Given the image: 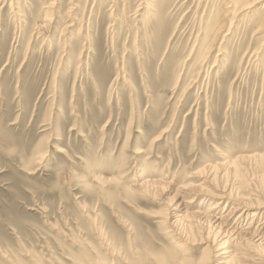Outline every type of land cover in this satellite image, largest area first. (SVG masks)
<instances>
[{
    "label": "rangeland",
    "instance_id": "rangeland-1",
    "mask_svg": "<svg viewBox=\"0 0 264 264\" xmlns=\"http://www.w3.org/2000/svg\"><path fill=\"white\" fill-rule=\"evenodd\" d=\"M246 1L232 20L230 0H0V264H219L210 195L264 205V1ZM249 215L234 229L264 226ZM247 248L264 264V244L233 263Z\"/></svg>",
    "mask_w": 264,
    "mask_h": 264
},
{
    "label": "bare ground",
    "instance_id": "bare-ground-1",
    "mask_svg": "<svg viewBox=\"0 0 264 264\" xmlns=\"http://www.w3.org/2000/svg\"><path fill=\"white\" fill-rule=\"evenodd\" d=\"M7 1L8 0H1V2L3 4H5ZM49 2H52V1H49ZM230 3L233 6V11H235V14L234 15L232 14V20L235 17H237L240 13L242 14L244 12V10H247L248 8H250V5H251L246 0H230ZM146 4H147V2H146ZM144 8H145V6H144ZM151 14H153L154 19L157 16H159V15H155V12L151 13ZM147 20H149V19H147ZM219 24L216 26V30L214 31L212 40L210 41V43L208 44V46L206 47L205 50H204L205 47L203 48L204 52L202 51L203 55H201V57L203 58L202 61L207 57V54L212 49L215 40L221 34V30L223 28V24H221V25H219ZM262 29H264V16L259 19L257 27H256V31H259V30H262ZM255 52H252V53H255ZM202 61H200V62H202ZM199 65L201 66V63ZM155 183L156 182H151V181H146L145 180L142 183H140L138 186H140L141 188H147L149 186H153ZM181 188L183 189V187H181ZM144 190H146V189H144ZM228 191L220 190V189L218 190L216 188V191L212 195L209 194L210 197L213 198V201L210 203V207H208V209L206 210V213H203V215H202L203 220H204V224L207 227L206 236H205V234H204V236H205L206 239H208V237L211 236L212 240H211V243H209V244H211L214 247L213 256L217 260H219L218 261L219 264H258L259 260H260L259 257H258V253H255L253 251V249L251 250V249H248V248H247L248 249V253L247 252L242 253V255H241L242 257H240L238 262L233 263V259L236 256L234 248H235L236 245H243V246H246V247L250 246V247L253 248L255 246V244H264V226L261 227V225H259L258 228H255V229H251V227L245 226L241 230H235L234 229V227H235L234 226V221L237 220V218H239V216L243 212H247V214L249 213L250 217L260 214L261 211L264 209V205L263 204L262 205H259V204L246 205L247 203L244 204V203H241V202L233 203V194L231 192H228ZM187 194H188V192H187ZM183 197H184V194H183ZM191 201H192V199L191 200L190 199L189 200H182L181 199V201H179V202L175 201L170 206L169 214L166 213L167 209H165L166 211H165L164 215L166 214V217L161 218L162 219L161 223L164 224V223L168 222L167 224H169V225L173 224V226L178 224V222L182 221L184 215L185 216L187 214L189 215V213L187 212V208H188L187 206H188V204ZM221 202L224 203V206H229V210L226 211V212L224 211L225 213H221L219 215L220 212L217 213L216 210L221 207L220 206ZM222 208H224V207H222ZM210 210H212V211H210ZM182 213H184V214H182ZM167 215H169L170 218H172V221L169 222V220L167 218ZM250 222H251V220H250ZM262 223H264V221ZM192 229H193V227H192ZM202 229H204V228H202ZM200 262H199L200 264H205V261L203 263H202V261H200ZM184 264H191V262L187 261Z\"/></svg>",
    "mask_w": 264,
    "mask_h": 264
}]
</instances>
